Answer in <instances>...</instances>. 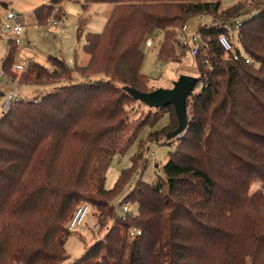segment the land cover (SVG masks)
I'll return each instance as SVG.
<instances>
[{"label": "trees", "instance_id": "16d2710c", "mask_svg": "<svg viewBox=\"0 0 264 264\" xmlns=\"http://www.w3.org/2000/svg\"><path fill=\"white\" fill-rule=\"evenodd\" d=\"M60 2L38 7L37 22L47 21ZM93 3L114 7L104 31L85 36L89 64L73 70L50 56L51 71L28 63L22 84L70 83L42 98H21L0 117V264L63 263L68 223L86 194L100 230L110 228L72 264H264V1L252 3V13L244 11L243 2L221 10L220 0H85L82 8ZM7 6L0 0V12ZM243 14L248 16L236 40L250 63L225 55L218 42L224 28L200 27L205 49L196 59V85L201 90L188 100V128L163 166L164 176L152 184L138 181L116 206L132 173L123 170L106 189L114 156L152 124L150 115L154 123L173 108L170 124L177 118L172 105L154 114L151 109L148 123L138 124L131 135L127 131L128 103L140 102L124 87L142 90L149 80L142 74L143 42L162 31L158 60L166 62L175 54L176 30L191 17L233 23ZM85 24L81 16L79 34ZM8 43L4 76L14 67L18 46ZM93 69L107 78L84 75ZM74 73L88 80L72 83ZM130 202L138 203L135 215L117 211ZM132 228L141 234L131 237Z\"/></svg>", "mask_w": 264, "mask_h": 264}, {"label": "rangeland", "instance_id": "374dc122", "mask_svg": "<svg viewBox=\"0 0 264 264\" xmlns=\"http://www.w3.org/2000/svg\"><path fill=\"white\" fill-rule=\"evenodd\" d=\"M50 1L51 0H5L8 6L7 8L2 7L0 12V74H2L3 71L2 60L8 54L9 50L8 42L10 38L4 36L1 32V27L5 22L7 13L13 12L16 15H20L24 26L22 35L19 37L20 42L15 48L14 67H12L10 71H6V76H0V92L7 94L17 91L21 98L32 100L36 97L42 98L54 91L56 87L70 83L61 82L51 86L20 83L22 71L30 62L39 63L49 68L51 71L53 67L49 62L50 56L64 60L73 70L78 66L85 67L89 64L90 56L87 55L83 49L86 43L85 36L90 32L102 33L104 31L106 22L114 5L112 3H93L88 5L84 10L82 7L85 4V0H63L62 3L60 2L52 7V12L48 18L49 21L47 20L40 24L35 17V10L42 5L50 3ZM256 1L257 0H220L221 10L228 9L243 2L245 7L244 11L249 10V12L252 13L256 11V6L252 4ZM259 1L262 2L264 0ZM63 12L66 17L61 19ZM54 14L55 19L52 17ZM248 15L243 14L237 19L244 21L245 17ZM81 16L86 18V24L82 33L79 34L77 23ZM220 19L221 18H219V20ZM54 21H57L58 25H55ZM186 25L188 27L187 35L190 38L189 41L192 46L193 35L198 34L200 27L204 26L202 16L191 17ZM163 37L162 32H159L153 47L145 46V41L142 44L144 46L142 74L149 80L144 79V86L142 90L139 91L145 92L158 88L169 89L182 75L196 79L200 78L195 59L190 55L186 47L180 43L177 35L176 38L178 39L174 41V46L172 45L175 54H172V57H166V62H160L158 60V51L164 42ZM96 67L97 68L94 69L98 70V64ZM94 69L91 72L85 70L86 74L84 75H87L94 81L107 78L103 71L95 73L96 71ZM59 72L61 73V70H59ZM50 80L56 82L53 78ZM87 80V77L79 73H74L72 83H79ZM200 90L201 88L198 86L195 87L193 95L199 93ZM127 109L131 120L130 127L127 131L129 135H131L138 124H144L147 121L149 117L147 115L150 114L151 108L141 102H129ZM156 110L158 109H153L152 114H154ZM167 111L169 113L161 112L160 118L154 123L153 116L150 115L149 122H152V124L146 125L133 137L132 142L124 153H119L114 156L107 172L105 182L106 189L110 190L114 187L123 170H131L132 173L123 192L113 202L116 206L126 198L138 181L142 180L152 184L158 177L164 176L163 166L167 163L170 153L175 152L178 145V138H169L168 136V133L172 132L176 126H178L177 118L174 115L171 119L172 124H170V113H173L174 110L170 108ZM1 116L2 113L0 111V117ZM258 185L259 184H255L252 191H255ZM86 196L89 195H83L76 203L75 209L77 204L90 203V199H84ZM130 211L131 213L138 212V203L130 202ZM89 223L92 226L96 224L94 210L90 212ZM109 224L108 222L107 225ZM109 228L110 225L98 231L97 234L89 233L80 235L70 232L71 235L66 240L65 244L67 259L61 264H72L74 260L80 258L96 239L105 236ZM19 264L27 263L20 262Z\"/></svg>", "mask_w": 264, "mask_h": 264}, {"label": "built area", "instance_id": "2783aa9c", "mask_svg": "<svg viewBox=\"0 0 264 264\" xmlns=\"http://www.w3.org/2000/svg\"><path fill=\"white\" fill-rule=\"evenodd\" d=\"M247 17V16H246ZM245 17V19H246ZM244 19V20H245ZM49 21V20H48ZM202 22L204 23L203 27H220L224 28L225 32L221 33L218 37V42L220 46L222 47L223 51L225 52L226 56H229L235 61L244 59L245 63H250V59L246 56L244 51H242L237 44L236 35L241 27L242 21L237 19L235 22H227L223 23L221 20L214 16L210 15H203L202 16ZM55 25H58L57 21H54ZM23 21L21 19L20 15H16L13 12H9L6 15V19L4 24L1 27V32L4 36L10 38L9 40H13L17 44L20 42V36L23 32ZM157 37V31L154 32L152 35H150L145 40V46L147 47H153L156 42ZM179 39L180 43L184 47L189 48L190 55L197 59L200 55V51L205 49V42L203 41V38L201 34H195L192 37V46L190 45L189 36L187 35V26L184 25L182 28H180L179 33ZM3 74V72H2ZM0 74V76L2 75ZM201 86V84H199ZM21 97L19 96V93L16 92H9L5 93L3 96H0V111L2 114L8 112L10 108L17 103ZM92 211V207L88 203H82L80 204L73 217L70 219L68 223V231L71 233H77L80 235L83 234H97L98 231H100V226L96 223L95 225H90V212ZM117 211L122 214H132L135 215V213H131L130 211V203L123 204L121 206H118ZM141 234L140 231H138L135 228H132L129 231V235L131 237H135L136 235Z\"/></svg>", "mask_w": 264, "mask_h": 264}, {"label": "water", "instance_id": "95a60500", "mask_svg": "<svg viewBox=\"0 0 264 264\" xmlns=\"http://www.w3.org/2000/svg\"><path fill=\"white\" fill-rule=\"evenodd\" d=\"M196 83V78L182 75L169 89L158 88L152 92H142L135 88L124 87V91L151 109L174 106L178 118V127L168 136L169 138H180L185 134L189 125L187 104L193 95Z\"/></svg>", "mask_w": 264, "mask_h": 264}, {"label": "crops", "instance_id": "0c3cea01", "mask_svg": "<svg viewBox=\"0 0 264 264\" xmlns=\"http://www.w3.org/2000/svg\"><path fill=\"white\" fill-rule=\"evenodd\" d=\"M201 16H203V15H201ZM0 19H1V14H0ZM187 26V25H186ZM203 27V26H202ZM77 28H78V23H77ZM187 30H188V27H187ZM159 32H162V31H158L157 30V34L159 33ZM176 35H177V37L179 38V33H180V29L177 31L176 30ZM162 34H163V36H164V33L162 32ZM178 38H176V39H178ZM165 40V38L163 37V41ZM179 41H180V39H179ZM237 44H238V42H237ZM238 47H240L241 48V46L238 44ZM186 49L188 50V52H189V48L188 47H186ZM242 49V48H241ZM243 50V49H242ZM244 51V50H243ZM190 53V52H189ZM195 63H196V59H195ZM197 66V65H196ZM195 87H197V85L195 86ZM198 87L200 88V85H198Z\"/></svg>", "mask_w": 264, "mask_h": 264}]
</instances>
